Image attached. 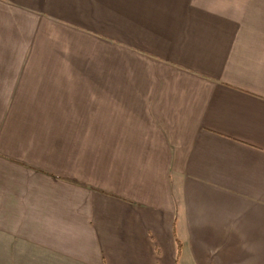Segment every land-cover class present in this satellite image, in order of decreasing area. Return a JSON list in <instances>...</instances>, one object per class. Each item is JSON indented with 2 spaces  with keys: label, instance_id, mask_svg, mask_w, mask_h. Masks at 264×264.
Here are the masks:
<instances>
[{
  "label": "crops",
  "instance_id": "0c3cea01",
  "mask_svg": "<svg viewBox=\"0 0 264 264\" xmlns=\"http://www.w3.org/2000/svg\"><path fill=\"white\" fill-rule=\"evenodd\" d=\"M0 238L264 264V0H0Z\"/></svg>",
  "mask_w": 264,
  "mask_h": 264
},
{
  "label": "rangeland",
  "instance_id": "374dc122",
  "mask_svg": "<svg viewBox=\"0 0 264 264\" xmlns=\"http://www.w3.org/2000/svg\"><path fill=\"white\" fill-rule=\"evenodd\" d=\"M7 247H8L7 241L0 238V264H7V262H9L7 257L12 258L14 255L13 254L14 251L7 250ZM32 252L33 251H28L27 253L24 252L25 259L22 260L23 264H54L51 261L46 263L39 261L38 253L37 252L32 253Z\"/></svg>",
  "mask_w": 264,
  "mask_h": 264
},
{
  "label": "trees",
  "instance_id": "16d2710c",
  "mask_svg": "<svg viewBox=\"0 0 264 264\" xmlns=\"http://www.w3.org/2000/svg\"><path fill=\"white\" fill-rule=\"evenodd\" d=\"M178 245H179V249H180V246H181L180 242H179V244H178ZM179 251H180V250H179Z\"/></svg>",
  "mask_w": 264,
  "mask_h": 264
}]
</instances>
